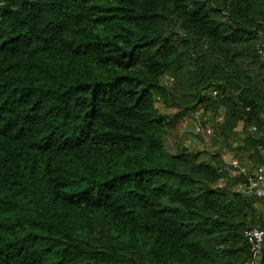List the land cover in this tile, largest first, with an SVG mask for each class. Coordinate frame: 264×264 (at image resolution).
I'll return each mask as SVG.
<instances>
[{
  "label": "trees",
  "instance_id": "16d2710c",
  "mask_svg": "<svg viewBox=\"0 0 264 264\" xmlns=\"http://www.w3.org/2000/svg\"><path fill=\"white\" fill-rule=\"evenodd\" d=\"M262 48L264 0H0V264H249L259 199L166 138L264 163Z\"/></svg>",
  "mask_w": 264,
  "mask_h": 264
},
{
  "label": "rangeland",
  "instance_id": "374dc122",
  "mask_svg": "<svg viewBox=\"0 0 264 264\" xmlns=\"http://www.w3.org/2000/svg\"><path fill=\"white\" fill-rule=\"evenodd\" d=\"M167 85L169 86V88H172L174 86V81L172 79H169L167 81ZM212 93H213L212 91L206 92V94H209L213 98H216V94L214 93L212 94ZM221 116L223 119L224 114H222ZM201 122L204 124L206 123L205 125L212 129V135H210L211 137H208V136L202 137L194 133L196 125L201 124ZM218 122H220V119L215 118L211 114L205 115L204 119L203 118L196 119V117H193L191 115H186L184 117L179 116L178 119H176L173 125V128L170 129L168 132V136L166 138V146L172 152H175L177 149L183 146L189 148L192 151L203 152L202 157L200 159L206 160V161H212L211 157L218 156L219 160L217 162H219L220 166L224 170L228 171L229 175L232 178H234L236 177V175L231 169V163L233 161L247 162L246 161L247 158L242 157L241 154L236 156L234 154V151L229 150L224 146L223 139L221 138L220 133L218 132L220 129L219 127L220 123ZM242 124L243 123L240 122L238 127L235 129V132L240 136L243 135ZM213 125H214V129H213ZM214 130L216 131L215 134H214ZM238 184H239V181H237L229 189H231L233 192L241 193L242 195L246 197L252 196L249 192L243 189H239ZM217 186L224 187L225 181L221 180L219 185Z\"/></svg>",
  "mask_w": 264,
  "mask_h": 264
},
{
  "label": "built area",
  "instance_id": "2783aa9c",
  "mask_svg": "<svg viewBox=\"0 0 264 264\" xmlns=\"http://www.w3.org/2000/svg\"><path fill=\"white\" fill-rule=\"evenodd\" d=\"M261 58H264V49L258 52ZM221 120V118H220ZM243 123V122H242ZM244 124H242L243 126ZM196 132H205L207 136L212 135L210 127L203 128L201 124L196 125ZM250 132H256V127L251 126ZM247 162L233 161L231 163L232 171L240 179L238 188L249 192L252 196L257 197L263 206L261 220L258 225L244 233L251 249V261L249 264H259L261 251L264 248V163H257L254 158L246 160Z\"/></svg>",
  "mask_w": 264,
  "mask_h": 264
},
{
  "label": "water",
  "instance_id": "95a60500",
  "mask_svg": "<svg viewBox=\"0 0 264 264\" xmlns=\"http://www.w3.org/2000/svg\"><path fill=\"white\" fill-rule=\"evenodd\" d=\"M203 114H204V112L201 111L200 114H199V117L202 118Z\"/></svg>",
  "mask_w": 264,
  "mask_h": 264
},
{
  "label": "clouds",
  "instance_id": "9594fccd",
  "mask_svg": "<svg viewBox=\"0 0 264 264\" xmlns=\"http://www.w3.org/2000/svg\"><path fill=\"white\" fill-rule=\"evenodd\" d=\"M213 93L216 94V92H213ZM213 93H212V94H213ZM199 118H200V117H199ZM231 169H232V167H231Z\"/></svg>",
  "mask_w": 264,
  "mask_h": 264
}]
</instances>
